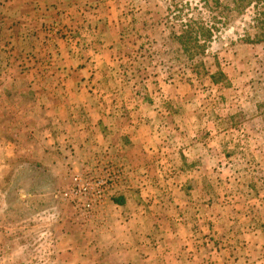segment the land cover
Segmentation results:
<instances>
[{
	"label": "rangeland",
	"instance_id": "1",
	"mask_svg": "<svg viewBox=\"0 0 264 264\" xmlns=\"http://www.w3.org/2000/svg\"><path fill=\"white\" fill-rule=\"evenodd\" d=\"M212 2L0 0V264H264V0Z\"/></svg>",
	"mask_w": 264,
	"mask_h": 264
},
{
	"label": "trees",
	"instance_id": "2",
	"mask_svg": "<svg viewBox=\"0 0 264 264\" xmlns=\"http://www.w3.org/2000/svg\"><path fill=\"white\" fill-rule=\"evenodd\" d=\"M208 1V0H207ZM214 3V6L217 8L219 6L222 7H226V5L222 4L220 2V0H212ZM248 5V0H234V7L232 9H229V13H237L239 14L240 12H242L244 10V8ZM216 11V10H215ZM224 20V21H223ZM228 20V14H223L222 17L219 19V23H224L225 21ZM201 29V34L200 36L202 38L208 37L209 36V29H206L205 27H199ZM256 30L258 33V39L257 42H263L264 41V13L260 14V18L256 20ZM188 32H186V36H187ZM178 40L181 41V37H178ZM245 42H248V39L243 40ZM193 45L194 47H197V49L199 48L198 46V39H195L193 41Z\"/></svg>",
	"mask_w": 264,
	"mask_h": 264
},
{
	"label": "built area",
	"instance_id": "3",
	"mask_svg": "<svg viewBox=\"0 0 264 264\" xmlns=\"http://www.w3.org/2000/svg\"><path fill=\"white\" fill-rule=\"evenodd\" d=\"M88 188L89 187H88V184L87 183L84 184V185H79L77 183L76 188L71 189L70 192L68 193V195L70 197H76V196H79V195L86 196L87 193H88V190H89ZM65 196H67V194ZM91 210H92L91 205H89V204L86 203V204H84L82 206L81 212H83L87 216L91 212Z\"/></svg>",
	"mask_w": 264,
	"mask_h": 264
}]
</instances>
